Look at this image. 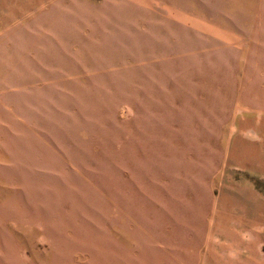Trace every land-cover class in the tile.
<instances>
[{"label":"rangeland","instance_id":"1","mask_svg":"<svg viewBox=\"0 0 264 264\" xmlns=\"http://www.w3.org/2000/svg\"><path fill=\"white\" fill-rule=\"evenodd\" d=\"M0 264H264V0H0Z\"/></svg>","mask_w":264,"mask_h":264}]
</instances>
